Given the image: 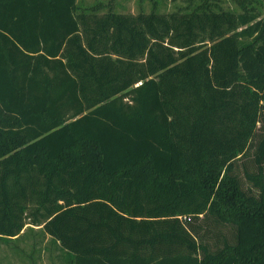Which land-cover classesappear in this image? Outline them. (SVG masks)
I'll list each match as a JSON object with an SVG mask.
<instances>
[{
    "label": "trees",
    "instance_id": "16d2710c",
    "mask_svg": "<svg viewBox=\"0 0 264 264\" xmlns=\"http://www.w3.org/2000/svg\"><path fill=\"white\" fill-rule=\"evenodd\" d=\"M212 2L0 0V239L42 227L64 264H264V0ZM217 169L241 208L197 181Z\"/></svg>",
    "mask_w": 264,
    "mask_h": 264
},
{
    "label": "rangeland",
    "instance_id": "374dc122",
    "mask_svg": "<svg viewBox=\"0 0 264 264\" xmlns=\"http://www.w3.org/2000/svg\"><path fill=\"white\" fill-rule=\"evenodd\" d=\"M193 1L195 4H205V0H78L81 7L90 9L94 6L109 5L116 13L136 15L144 13H173ZM262 0H214L225 11L245 13L250 11V6H256ZM250 161H240L238 169L242 173ZM240 173V174H241ZM197 181L204 184L217 198L218 207L228 212L232 208H241L236 204L231 183L225 177V172L219 169L208 172L203 171L198 175ZM256 208L254 206L250 207ZM264 215V208L257 209L255 217ZM19 240L6 241L0 239V264H64L63 253L43 232L42 227L26 226ZM226 236L228 231H224Z\"/></svg>",
    "mask_w": 264,
    "mask_h": 264
}]
</instances>
